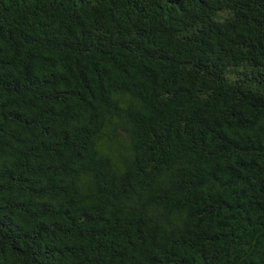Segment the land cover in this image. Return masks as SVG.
I'll return each instance as SVG.
<instances>
[{"label": "trees", "instance_id": "16d2710c", "mask_svg": "<svg viewBox=\"0 0 264 264\" xmlns=\"http://www.w3.org/2000/svg\"><path fill=\"white\" fill-rule=\"evenodd\" d=\"M0 264H264V0H0Z\"/></svg>", "mask_w": 264, "mask_h": 264}]
</instances>
